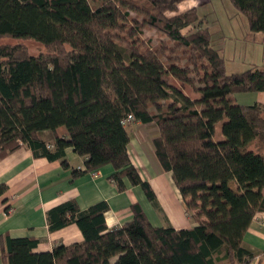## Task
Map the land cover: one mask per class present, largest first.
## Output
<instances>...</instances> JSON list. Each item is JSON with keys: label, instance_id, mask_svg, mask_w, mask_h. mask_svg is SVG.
I'll use <instances>...</instances> for the list:
<instances>
[{"label": "trees", "instance_id": "trees-1", "mask_svg": "<svg viewBox=\"0 0 264 264\" xmlns=\"http://www.w3.org/2000/svg\"><path fill=\"white\" fill-rule=\"evenodd\" d=\"M183 0H0V37L33 39L50 52L0 43V158L21 145L59 160L84 158L72 176L113 167L156 205L132 164L125 118L153 121L154 154L170 171L196 225L155 226L138 203L113 228L106 201L67 200L46 212L48 229L75 224L82 242L36 252L34 237H4L1 264H248L243 236L264 211V104L234 94L264 91V65L226 72L196 7ZM252 32L264 33V0H230ZM175 11L173 15L166 12ZM189 29L183 32V29ZM159 36L156 45L143 29ZM189 88L190 91L185 89ZM43 131L52 140L41 137ZM0 184V196L6 191Z\"/></svg>", "mask_w": 264, "mask_h": 264}, {"label": "crops", "instance_id": "crops-1", "mask_svg": "<svg viewBox=\"0 0 264 264\" xmlns=\"http://www.w3.org/2000/svg\"><path fill=\"white\" fill-rule=\"evenodd\" d=\"M248 39L253 43L264 44V35L259 32L250 34ZM219 49L225 59L222 46ZM262 59L264 61V57ZM234 97L241 104H264V91L239 92ZM128 125L130 160L140 176L152 187L156 205L147 199L139 186L130 184L126 179V188L118 190L109 178L113 172L110 164L96 171L72 176L73 168L84 169V158L71 148L66 149L65 158L69 163L66 168L59 160L34 156L28 146L21 145L0 158V184L5 183L7 186L0 196V264L6 235L38 239L34 248L36 252L50 251L58 243L68 245L82 242L83 235L75 224L53 231L48 229L46 212L51 207L71 199L75 200L80 209L106 201L109 208L104 213V218L109 228L120 226L132 218L133 203L141 205L155 226L181 229L196 225L186 209L171 172L162 169L154 154L152 141L158 136L157 125L153 121L141 122L137 119L129 121ZM42 138L52 140V134L43 131ZM242 244L253 254L248 264H264V211L254 215L243 236Z\"/></svg>", "mask_w": 264, "mask_h": 264}, {"label": "rangeland", "instance_id": "rangeland-1", "mask_svg": "<svg viewBox=\"0 0 264 264\" xmlns=\"http://www.w3.org/2000/svg\"><path fill=\"white\" fill-rule=\"evenodd\" d=\"M191 7L197 8L199 17L203 19V24L207 25L212 32L213 43L219 47L222 46L227 71L240 72L252 64L261 65L264 62L262 59L264 57V44L253 43L251 39H248L250 34L255 32L247 28L245 15L236 9L230 0H183L178 3L177 11L181 12ZM166 14L173 15L175 11H168ZM188 29L189 27L183 29V32ZM159 36L154 30L143 29L142 37L147 41L151 39V45L157 44ZM0 43L19 44L27 53L33 55L50 52L49 49L33 39L4 36L0 37ZM188 89L185 90L188 92L190 91ZM190 93L192 92L190 91ZM126 126L129 125L126 124Z\"/></svg>", "mask_w": 264, "mask_h": 264}, {"label": "built area", "instance_id": "built-area-1", "mask_svg": "<svg viewBox=\"0 0 264 264\" xmlns=\"http://www.w3.org/2000/svg\"><path fill=\"white\" fill-rule=\"evenodd\" d=\"M131 120H134V117H133V115L128 114L127 117L125 118V122H129Z\"/></svg>", "mask_w": 264, "mask_h": 264}]
</instances>
